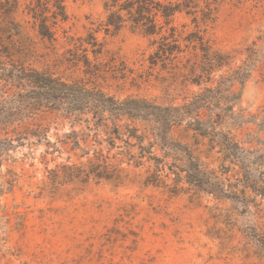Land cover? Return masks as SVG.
<instances>
[{"label": "rangeland", "instance_id": "374dc122", "mask_svg": "<svg viewBox=\"0 0 264 264\" xmlns=\"http://www.w3.org/2000/svg\"><path fill=\"white\" fill-rule=\"evenodd\" d=\"M106 1L63 0L67 20L59 23L54 44L37 35L29 12L36 0H18L14 16L31 42L23 60L39 71L79 76L65 60L67 50L74 51V42L66 36L84 37L92 32L126 66L125 79L108 82L112 94L173 105L182 104L205 86L229 85L220 77L230 78L243 66L249 73L243 85L230 78L239 100L216 128L231 140L234 158L227 152L224 157L220 146L208 138L195 139L192 132L186 137L184 125L171 133L191 144L202 167L220 179L231 198L186 184L185 172L179 173L181 191L144 186L140 178L132 176L143 174L148 163L128 168L132 174L122 185L89 180L51 190L47 188L48 170L60 164L79 165L87 159H76L59 144L61 150L52 151L47 140L54 143L72 129L84 127H72L62 113L41 109L35 122L45 129L44 138L37 142L12 140L7 148L0 143V264H264V196L245 184L264 185L260 182L264 180V0H208L216 9L215 18L200 29L205 30L204 38L212 50L231 57L228 66L215 70L212 81L201 86L189 84L183 77L193 78L189 74V65L195 60L193 50L152 67L149 57L155 51L151 43L156 38L144 37L128 26L117 32L110 27L106 32ZM171 25L183 31V37L196 24L184 11L175 14ZM13 137L0 131V142L6 144ZM179 160L177 166L185 169L186 159ZM165 161L172 163L171 159ZM166 172L167 168L161 173ZM230 191H244V206Z\"/></svg>", "mask_w": 264, "mask_h": 264}, {"label": "trees", "instance_id": "16d2710c", "mask_svg": "<svg viewBox=\"0 0 264 264\" xmlns=\"http://www.w3.org/2000/svg\"><path fill=\"white\" fill-rule=\"evenodd\" d=\"M104 6L108 11L104 23L106 32L110 27L117 32L128 26L144 37L156 38L151 43L155 51L149 57L152 67L158 62L165 65L191 49L195 60L189 65V74L193 78L183 77L189 84L201 86L212 81L211 74L215 70L229 65L231 56L212 50L204 38L205 30L200 29V25L207 26L215 18L216 9L208 0L167 3L160 0H107ZM17 9L18 0H0V131L14 136L5 140L6 144L0 142L1 145L7 148L12 146V140L21 143L44 138L45 129L35 122V115L41 109L62 113L71 121L72 127H84L78 131L72 129L54 143L47 140L52 151L62 149L76 159H87L79 165L60 164L48 170L47 188L53 190L66 183H86L89 180L122 185L132 174L128 168L138 169L148 163L143 174L133 173L132 176L134 180L140 178L144 186L181 191L179 173L185 172L186 184L231 198L221 187L220 179L202 167L191 144L174 138L171 133L174 128L184 125L182 131L186 137L192 132L195 139L208 138L220 146L224 157L227 152L234 158L231 140L216 128L224 120V113L231 112L232 105L239 100L232 90L230 78L243 85L249 76L246 68L237 67L230 78L220 77L221 81L230 82L229 85L217 82L215 87L205 86L180 105L158 104L154 99L138 96L121 99L110 92L108 82L125 79V63L109 52L92 32L84 37L66 36L74 42V51L67 50L65 60L79 72V76H58L26 64L23 59L30 51L31 42L15 19ZM184 11L193 16L196 25L194 31L182 37L183 31L179 32L171 24L175 14ZM29 12L40 39L55 44L58 25L67 20L63 0H44V3L36 0ZM66 159L68 162L71 157ZM165 159H171L172 163L167 164ZM179 159H186L185 169L177 166ZM165 168L168 172L163 175L161 172ZM170 174L175 177L170 179ZM168 180L171 182L167 183ZM260 182L264 184L263 179ZM245 184L259 196H264V185ZM239 193L230 191L244 206L245 193Z\"/></svg>", "mask_w": 264, "mask_h": 264}]
</instances>
